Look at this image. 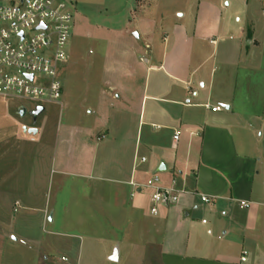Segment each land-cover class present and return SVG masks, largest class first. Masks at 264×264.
Wrapping results in <instances>:
<instances>
[{
	"label": "crops",
	"instance_id": "0c3cea01",
	"mask_svg": "<svg viewBox=\"0 0 264 264\" xmlns=\"http://www.w3.org/2000/svg\"><path fill=\"white\" fill-rule=\"evenodd\" d=\"M135 5L117 36L129 47L85 89L96 94L86 108L96 118L78 138L69 118L50 138L45 110L30 123L3 116L5 129L17 125L0 132V264H264V0ZM68 175L101 214L130 218L101 263L84 236L55 225ZM152 176L189 193L154 215L151 191L132 185ZM56 236L81 240H63L57 256Z\"/></svg>",
	"mask_w": 264,
	"mask_h": 264
},
{
	"label": "rangeland",
	"instance_id": "374dc122",
	"mask_svg": "<svg viewBox=\"0 0 264 264\" xmlns=\"http://www.w3.org/2000/svg\"><path fill=\"white\" fill-rule=\"evenodd\" d=\"M135 3L136 0L74 1L72 30L67 44L69 59L67 64L63 65V73H74L72 76L73 78H71V81H68L67 76L62 73L61 81L63 93L61 99L58 102L44 103L43 106L45 111L39 118V122L43 120L47 122L50 138L51 136L54 138L55 135L57 136V133L66 130V126L64 125H66L65 123L68 118L73 120L70 122L75 124L74 129L77 128L75 139L78 138L77 133H80L82 128L86 127L87 124L95 122L96 114H89L86 108L87 103L96 105L98 100L96 99L95 93L90 90L86 91L85 89L93 88L98 85L96 79L99 75L97 74L96 76V73H111L107 71L109 68L108 66H110L109 63L118 48L125 51L129 47L127 41H119L117 36L120 34L121 30H124L125 26H129L127 20L130 18V10L136 7ZM255 9L259 11V8L254 5L253 10L255 11ZM157 11L160 10H155V12ZM258 16L259 14L257 15L259 19ZM260 22L261 19H259V25L261 27ZM260 53L262 56V65L264 66V45L261 46ZM100 66L103 68L102 71L100 70ZM69 88L73 89V92L68 96L72 106L66 103L65 93ZM23 105H25L27 109L25 116L21 115ZM34 106L35 103L31 100L3 99L0 97V124L7 121L4 119L6 117L3 116H9L10 111L19 121L30 123L33 119L32 112L34 111ZM97 122L99 123V121ZM16 125L17 122L15 123V121L8 124L6 129L0 125V132L1 129H9V132H11ZM77 145L78 143L74 142L73 149L75 148L79 154ZM64 164H68L66 168L73 167L70 165L71 163ZM54 176L56 188L58 187V175L55 174ZM66 178L64 195L61 198H57L58 208L55 225H59L58 228L64 226V230L77 232V234L84 237L88 236V238H82V240H85L86 246L97 249L94 254L89 253L88 256L95 261L98 259L101 263L103 261L101 258L102 249L110 245L111 241L116 240L113 238L116 231L122 233L123 230L126 231L129 229L131 223L128 220L130 218L128 219L126 214H117L115 211L112 212L113 214H101V208L97 202H91L81 196L82 183H80V179H75L72 175H68ZM55 192H57L56 189ZM108 209H110V206H108ZM146 211L147 209L144 212L147 213ZM111 214L114 217L111 216ZM117 216L120 217L119 221L111 220L112 217L117 218ZM103 218H105V220H102ZM147 219L148 217H145V220ZM135 224L136 228H138L136 229V233H142L145 221H136ZM131 228L132 227H130V229ZM53 239L62 241L56 246L57 256H61L67 250V248L63 246V240H68L70 243L72 242L71 245H78L81 240L80 237L73 238L70 236H56V238L54 237Z\"/></svg>",
	"mask_w": 264,
	"mask_h": 264
},
{
	"label": "built area",
	"instance_id": "2783aa9c",
	"mask_svg": "<svg viewBox=\"0 0 264 264\" xmlns=\"http://www.w3.org/2000/svg\"><path fill=\"white\" fill-rule=\"evenodd\" d=\"M74 1L0 0L1 98L31 100L35 103L34 110L61 99V69L68 60ZM221 109V106L212 107L214 111ZM132 185L151 191L150 211L154 215L161 206L176 204L181 194L189 193L174 185H164L158 176ZM201 198L209 201L204 195Z\"/></svg>",
	"mask_w": 264,
	"mask_h": 264
},
{
	"label": "water",
	"instance_id": "95a60500",
	"mask_svg": "<svg viewBox=\"0 0 264 264\" xmlns=\"http://www.w3.org/2000/svg\"><path fill=\"white\" fill-rule=\"evenodd\" d=\"M45 110V108L43 106H38L33 112H32V115H33V118L34 120L37 119V117L43 113V111ZM27 113V109L25 107H23V109L21 110V115L22 116H25ZM24 130L27 131L28 133L32 134V133H36L37 132V129L35 128H28V127H24Z\"/></svg>",
	"mask_w": 264,
	"mask_h": 264
}]
</instances>
